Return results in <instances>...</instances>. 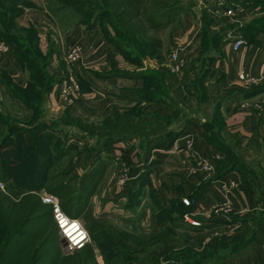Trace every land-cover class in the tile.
Here are the masks:
<instances>
[{
  "label": "crops",
  "instance_id": "1",
  "mask_svg": "<svg viewBox=\"0 0 264 264\" xmlns=\"http://www.w3.org/2000/svg\"><path fill=\"white\" fill-rule=\"evenodd\" d=\"M4 1L0 0V11ZM21 1L26 3L21 4L18 25L33 24L38 29L44 54L56 49L48 63L54 84L45 95L43 113L37 114L0 79V112L14 118L12 107L16 106L25 121L56 122L53 133L61 137L73 132L72 140L79 146L103 144L102 151L110 160L91 197L95 218L143 238L161 227H186L193 233L214 230L228 240L249 226L254 229L251 239L216 264H264V32L246 42L240 29L248 23L249 10L238 12L233 7L235 16L227 17L225 10L233 2L193 0L186 14L165 28L171 29L168 48L141 60L159 79L146 81L120 74L144 71L146 66L126 62L107 42L101 25L50 24L44 0ZM54 15L58 19V12ZM237 37L244 45L235 50L231 43ZM72 45L83 49L84 68H72L80 93L67 100L58 89L68 73L61 70L64 54L60 52ZM173 51H177L176 62L170 59ZM174 63L179 65L178 72L171 70ZM0 68L13 84L27 87L25 68L9 47L0 50ZM241 70L250 81L237 77ZM4 127L0 121V131ZM68 128L72 130L67 132ZM206 134L218 138L224 150L209 143ZM100 156L87 160L84 154L78 156L76 173L81 176ZM202 162L211 169L204 170ZM121 173L123 181L118 180ZM133 187L139 190V206L130 203ZM184 198L189 200L190 213L200 221L197 227L180 220L172 223L168 217H176L175 211L159 216L160 206L184 210ZM96 199H101V206L110 203V211H100L107 218H99L94 211ZM90 247L97 262L101 261L96 245Z\"/></svg>",
  "mask_w": 264,
  "mask_h": 264
},
{
  "label": "trees",
  "instance_id": "2",
  "mask_svg": "<svg viewBox=\"0 0 264 264\" xmlns=\"http://www.w3.org/2000/svg\"><path fill=\"white\" fill-rule=\"evenodd\" d=\"M62 1L67 3V0ZM71 1L77 2L79 0ZM166 1L167 0H165V2ZM23 3L26 2L21 0H5L3 2L4 7L2 11H0V24L2 25L0 40L8 45L9 49L13 52L15 60L24 68L30 67L32 72L35 69L39 70V68L43 69V71H37V73L31 74V77H28V85L25 88L19 87L16 83L14 86H9L8 82L13 84L9 76L6 79L2 77H0V79L3 80V83L6 84L10 91L22 100L27 108H33L38 114L41 111V105L37 100L41 101L44 99L45 101V95L52 89L54 84L53 79H50V76H47L48 74L46 73V75L44 73V68L48 67V63L51 60L52 54L56 52V49L51 48L47 54H44L39 48L38 29L33 24H30L29 27H19L17 17L22 12L21 4ZM109 3L110 7L113 6L114 9V12L112 13L113 19H109V24L116 33V30H119L120 32H118V34L120 35H123L124 33L121 28V21L126 25L132 17L138 18L147 30L155 32H161L174 23V19L171 17L163 18L165 12H161L160 9L165 5L164 0H114ZM96 25L98 24H88L87 27H93ZM101 29L105 34L106 31L102 26ZM240 30L242 36L246 39V42L253 41L254 34L264 32V16L263 18L261 17V19L254 18L251 21H248L246 26H243ZM107 36L105 34L107 42L116 47L124 60L129 64L142 65L141 59L143 57V52L145 56H158L160 53V50L157 49L158 46L156 45H153V47L148 50L146 42H143L141 39H137L136 44H128L126 41L123 42V39L117 35H114L112 38ZM41 58H43V60ZM120 74H123L126 77H144V80L146 81L151 77L154 81H159L158 75L153 69ZM2 118L3 115L0 112V121L3 123ZM50 122L51 125H56V122ZM39 124L45 125V128L50 127L49 122L46 121ZM100 129L102 130L103 126H101ZM44 134L49 135V133H45V130ZM205 137L209 143L224 150V147L221 145L218 138L208 136L207 134ZM22 140L25 142H28L29 140L33 142V139L29 137ZM19 141L21 140L13 138L10 131L1 136L0 151H2L3 154L1 157V165L4 167L3 169L6 168L5 165L7 166V164L13 167V169L16 168V162L12 159L19 155L21 149V146L17 143ZM75 144L77 145V143ZM49 146L50 142L48 143V147ZM30 149L32 150L31 152L35 154V157L39 156L40 159L43 156L46 157V167H44L43 170V173L45 174L44 180L51 181V185L46 188L45 193L56 195L58 199H60L61 207L67 215L84 221L87 232H89L92 241L95 243L97 249H99L102 264H128L123 263L122 259L116 261L118 257L125 255L123 250L120 249L114 253L108 252L109 248L105 247L102 242V237L105 234V224L102 221H98L95 218V215L92 214L91 197L95 194L100 185V181L106 172L110 158H101L100 156L99 159L81 176L78 174H72L70 169H67V171L63 173L54 172L51 174L54 168L53 164L58 160H62L61 158L65 157L68 152L65 153L63 150L50 149L49 152L45 151L43 154L38 150H34V148ZM14 150L16 151L14 152ZM8 157H10V162H7ZM31 167L32 169L28 171L29 175L40 173L38 171L40 166L37 160H33ZM14 173L15 172H11L12 175ZM9 179L11 181L15 178H12L11 176ZM6 181L9 182V180ZM16 186H19L27 192L18 197L17 200L7 197L2 192L0 193V264H90L89 262H91L94 255L89 244H87L82 250L69 253V255L64 254L61 247L60 234L57 231L52 216V210L41 200L40 194L38 193L39 189H31L18 182L16 183ZM34 190L35 192H33ZM138 193V188L133 187V189H129V197L131 198L130 203H132L133 206L138 205L139 203L140 198ZM181 206H185L184 210H182V208L170 210L168 208L164 209L165 207L162 206L158 207L161 214L159 215L160 218H162V216L165 217L166 214H170L171 211H175V213H177L176 217L171 216V214L168 217L172 223H176L180 220L188 226L197 227L190 225L183 220L184 214L190 212V210H188L189 202L188 204H185L181 200ZM168 228L161 227L158 231L159 233L157 232V234H154L151 240L148 241L135 234L127 233V235L128 237H132L133 235L135 241L137 239L134 244L135 246H146L145 244L150 245L157 237V239L160 237L163 239L165 234L163 233V229ZM253 232L254 229H252V232L247 239L244 238V240H240L241 242L239 241V244H235V247L241 249V247H243L242 244L251 239ZM159 235L161 236L159 237ZM119 238L121 237L118 236L115 240L112 238L110 239V241H113V245L109 246L111 250L112 248L115 249L118 247L117 242ZM234 253L235 252H230L219 255L213 264L218 263L220 259Z\"/></svg>",
  "mask_w": 264,
  "mask_h": 264
},
{
  "label": "rangeland",
  "instance_id": "3",
  "mask_svg": "<svg viewBox=\"0 0 264 264\" xmlns=\"http://www.w3.org/2000/svg\"><path fill=\"white\" fill-rule=\"evenodd\" d=\"M114 0H79L77 2H72L71 0H67V3L63 2L62 0H44L43 6L45 9L47 8L48 10V16L49 18L46 19L48 23L51 24V21L59 24L62 22V26H68L72 23H83L86 26L88 24H99L104 28L106 31V36L107 37H114V35H117L118 37H121L123 39V42H127L128 44H136L137 39H141L143 42H146L147 49L150 50L153 45L158 46L157 49L161 51L165 50L168 48V32L171 29H165L161 32H155L152 30H147L145 26L140 22L138 18H134L132 16L130 21L127 22L128 24L124 25V22L121 21L120 24L122 30L124 31L123 35L118 34L120 32L119 30H116L117 33L112 29L111 25L109 24V19H113L112 13L114 12L113 6L110 7V3ZM226 1H231L233 2V6H229L231 8H237V11L239 12L240 10L243 11L245 8H247L248 11V21H251L254 18L261 19L264 16V0H226ZM244 1V2H243ZM70 2V3H69ZM193 0H167L160 9V11H164L163 18L171 17L174 19V23L171 24L169 27L173 26L175 22L177 21L179 15L186 14V11L188 10L189 7L192 6ZM239 4V5H237ZM243 4V5H242ZM78 8V9H77ZM233 8V9H234ZM44 10V9H43ZM107 12H106V11ZM235 10V9H234ZM58 12V19L54 15L55 13ZM47 13V12H46ZM66 15V16H65ZM65 16V17H64ZM44 21V20H43ZM59 21V22H58ZM45 22V21H44ZM56 24V25H57ZM61 24V23H60ZM20 27V26H19ZM62 28V27H61ZM152 31V32H151ZM4 42V41H2ZM122 42V43H123ZM148 42V43H147ZM5 43V42H4ZM6 44V43H5ZM7 45V44H6ZM8 46V45H7ZM74 46V45H72ZM70 46L68 49L72 47ZM78 46V45H77ZM80 47V46H79ZM1 51H6L2 50ZM68 50V51H69ZM145 50V49H144ZM67 51V52H68ZM67 52H60L64 54L63 56V63L61 66L62 72L67 71V75L64 73L63 76L65 78H62L59 82L60 84L63 83L65 79H67L69 76H73L75 81L77 82L75 78V71H73L72 68L76 65H80L84 68V61H83V49H82V58L79 62L77 63H69L65 60V55ZM143 52V51H142ZM58 57L59 53H57ZM144 58H147L149 55L145 56L144 52L142 53ZM43 60V58H41ZM141 59V60H142ZM58 60V59H57ZM142 65L141 67L146 66L147 69H151L148 64L141 62ZM59 64V63H58ZM132 66V65H131ZM64 68V69H63ZM51 67L48 64V67L44 68V73L47 76H50V79L54 80L53 73L50 70ZM37 71L41 72L43 69L39 68V70L35 69L33 72L30 70V67L25 68L26 76L31 77V74L37 73ZM8 74L3 71V69L0 68V77L6 79L8 78ZM9 86L14 84H11L8 82ZM59 84V85H60ZM79 84V82H78ZM80 88V86H79ZM80 93V89L79 92ZM75 93V94H78ZM37 100V99H36ZM40 102L41 105V113H43V108L45 106L46 100H37ZM12 111L16 113V116L13 117H8L6 113L2 114L3 118V124L5 127L0 131V138L4 134L8 133L9 131L12 133L13 138H17L21 141L17 142L20 146V152L19 155L16 156V158H13L12 160L16 162V165L13 169L9 164L7 166L5 165L2 167L1 165V157L3 156L2 151H0V182L5 184V187L2 189L0 188V193L2 192L4 195H6L9 198H13L14 200H17L18 197L24 195L26 190L20 188L19 186H16V183L18 182L19 184L26 185L27 187H30L31 189L37 188L39 189V194H43L46 192V188L51 185V181L44 180L45 179V174L43 173L44 167H46V157L43 156L41 159L40 157H35V154L32 153L30 148H34V150H38L40 153H45L49 152L51 149L55 150H63L65 153L68 152V154L61 158L62 160L56 161L53 166V170L51 172H66L67 169H70L72 174H77V165L76 161L78 159V156L85 155L86 160L89 159L91 156H94L98 153H102L103 156L101 158L107 157L104 155L105 153L102 151L103 144H87L83 146H77L73 142L72 136L74 135L73 132H70L71 134L66 133V136L61 137L59 134L54 133L53 134V129L57 128V125H51V120H49V128H45V125H41L38 122L37 118L32 119L31 121H25L21 116V113H18V107L13 106ZM16 111V112H15ZM38 124V125H36ZM66 123V127H67ZM42 126V127H41ZM40 130V131H39ZM49 133L48 134H44ZM72 130V129H71ZM70 128L66 130L67 132L71 131ZM52 133V134H51ZM75 136V135H74ZM32 138V141L25 142L22 139L25 138ZM43 137V138H42ZM50 142V146L48 147V143ZM16 150H14L15 152ZM10 154V153H9ZM8 155V154H7ZM109 158V157H107ZM5 159V158H4ZM91 159V158H90ZM6 160V159H5ZM33 160H37L39 162V168L38 171L40 173L34 174V175H29L28 171L32 169L31 165L33 163ZM10 157H8L7 162H10ZM76 168V169H75ZM11 172H15L13 175ZM50 174V175H51ZM49 175V176H50ZM12 178L14 177L15 179H12L10 181L9 177ZM119 179H122L124 175L121 173L119 176ZM50 178V177H49ZM6 180H9L7 182ZM16 181V182H15ZM35 192V190L33 191ZM101 199H96L95 200V209L94 211L97 212L99 215V218H101L103 215H100V211L105 210V211H110V203L105 204L101 206ZM139 206V203H138ZM106 217V216H103ZM107 218V217H106ZM83 224L85 225L84 221L81 219ZM102 221V220H101ZM105 226H104V236L102 237V242L105 247L109 248L108 252L109 253H114L118 250H123L125 252V255L122 257H118V259H122L123 263H128V264H213L214 261H216V258L219 257V255L225 254V253H230V252H235V250H238L239 247H235V244H239L238 242L241 240H244V238L247 239L249 235L252 232V228L244 227L241 231H235V233H232L229 237L228 240H223L222 236L219 237L217 236L218 233L216 231H206L205 229L199 231V233H193L192 229H163L164 238L160 237L159 239L156 238L151 244H145L146 246H135L136 241L132 237H128L127 233H130L126 231L125 228L122 227H116L108 221H102ZM124 227V226H123ZM183 230V231H182ZM205 230V231H204ZM158 231L154 232L151 234L150 237L144 238L145 240H151L152 236L154 234H157ZM109 237H108V235ZM159 233V232H158ZM112 234V236H111ZM120 236L118 242H117V248H112L110 249L109 246L113 245V241L110 239L112 238L115 240ZM111 237V238H110ZM142 238V237H141ZM240 241V242H241ZM129 242V243H128ZM139 242V240H138ZM91 243H94L91 239V241L88 243L89 246ZM119 243V244H118ZM95 244V243H94ZM132 245V247L130 246ZM180 244V245H179ZM87 245V244H86ZM93 245V244H92ZM134 245V246H133ZM149 250L152 252L149 253ZM93 252V251H92ZM128 252V253H126ZM65 254V253H64ZM68 255V254H66ZM94 255V252H93ZM100 258L99 262H97L95 255L93 256L90 264H100Z\"/></svg>",
  "mask_w": 264,
  "mask_h": 264
},
{
  "label": "built area",
  "instance_id": "4",
  "mask_svg": "<svg viewBox=\"0 0 264 264\" xmlns=\"http://www.w3.org/2000/svg\"><path fill=\"white\" fill-rule=\"evenodd\" d=\"M235 14L236 11H234L231 7L225 10V15L227 17H233L235 16ZM231 44L233 49L235 50L241 48L244 45L243 40L240 37H237L235 40H233ZM0 49L7 51L8 46L1 41ZM81 58L82 48L77 45L72 46L65 55V60L69 63H77L81 60ZM170 59L173 62H176L177 51L171 52ZM171 70L173 72H178L180 70L179 65L177 63L172 64ZM237 77L245 82L251 80V78L247 77V75L242 70L238 72ZM58 89L61 97L63 99L69 100L72 95L79 92L80 88L78 82H76L74 77L71 75L59 85ZM186 146L190 151V154L194 156L191 142L187 141ZM202 168L208 171L211 169V166L208 163L202 162ZM124 179L125 176L120 179V181H123ZM4 187L5 184L0 182V188L3 189ZM40 198L43 203L48 205L52 210V216L54 218L57 231L60 234L61 247L63 249V252L69 255V253H74L85 248L86 244L91 241V237L89 232H87L83 222L80 219L73 218L67 215L61 207L60 199H58L56 195L43 193L40 195ZM182 202L188 204L189 201L187 198H184L182 199ZM183 220L193 226H198L200 224V221L197 219L196 215L190 212L184 214Z\"/></svg>",
  "mask_w": 264,
  "mask_h": 264
}]
</instances>
